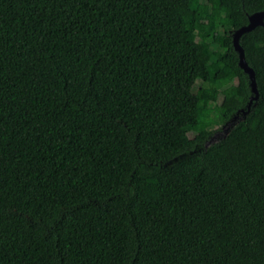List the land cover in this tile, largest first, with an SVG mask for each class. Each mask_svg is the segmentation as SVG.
Segmentation results:
<instances>
[{"label":"trees","instance_id":"trees-1","mask_svg":"<svg viewBox=\"0 0 264 264\" xmlns=\"http://www.w3.org/2000/svg\"><path fill=\"white\" fill-rule=\"evenodd\" d=\"M263 10L0 0V264H264Z\"/></svg>","mask_w":264,"mask_h":264},{"label":"water","instance_id":"water-1","mask_svg":"<svg viewBox=\"0 0 264 264\" xmlns=\"http://www.w3.org/2000/svg\"><path fill=\"white\" fill-rule=\"evenodd\" d=\"M260 26H264V10L249 16L248 25L240 28L233 35L234 47H235V50L239 54V65L245 71V73L249 75V78L251 81V85H250L251 91L253 93V96H252L250 103L248 105V110L243 112L244 116L250 112L253 103L256 100H258L259 93H258V89H257L255 73L246 61L245 52L240 45V39L244 34L249 33V32L253 31L254 29H256L257 27H260ZM238 117L239 116L237 115L234 120L238 119Z\"/></svg>","mask_w":264,"mask_h":264},{"label":"rangeland","instance_id":"rangeland-1","mask_svg":"<svg viewBox=\"0 0 264 264\" xmlns=\"http://www.w3.org/2000/svg\"><path fill=\"white\" fill-rule=\"evenodd\" d=\"M216 14H220L218 12H216ZM221 40H222V37L219 36L218 40H217V44L216 46L220 45L221 43ZM212 52L214 53L213 55L217 56V49L216 48H213ZM228 72V71H227ZM239 121V118L236 119V120H232L226 124H221L219 123L218 124V128L219 130L214 134V136L211 138V140L209 141V144L211 143H215V142H218L220 141L222 138H224L230 131V129Z\"/></svg>","mask_w":264,"mask_h":264}]
</instances>
